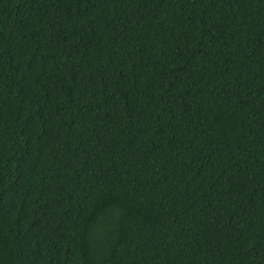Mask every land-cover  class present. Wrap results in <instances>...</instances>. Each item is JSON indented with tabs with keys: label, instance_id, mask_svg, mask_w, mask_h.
<instances>
[{
	"label": "trees",
	"instance_id": "16d2710c",
	"mask_svg": "<svg viewBox=\"0 0 264 264\" xmlns=\"http://www.w3.org/2000/svg\"><path fill=\"white\" fill-rule=\"evenodd\" d=\"M0 264H264V0H0Z\"/></svg>",
	"mask_w": 264,
	"mask_h": 264
}]
</instances>
